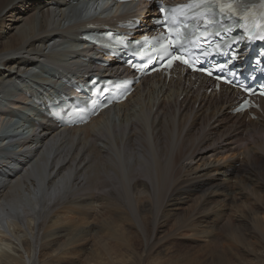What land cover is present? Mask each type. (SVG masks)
<instances>
[{
    "label": "bare ground",
    "instance_id": "6f19581e",
    "mask_svg": "<svg viewBox=\"0 0 264 264\" xmlns=\"http://www.w3.org/2000/svg\"><path fill=\"white\" fill-rule=\"evenodd\" d=\"M66 8L0 0V100L33 69L85 65L71 51L84 22H70L88 10ZM231 97L149 80L85 127L38 129L18 172L0 160V264H264V115H230ZM180 230L203 246L176 242Z\"/></svg>",
    "mask_w": 264,
    "mask_h": 264
},
{
    "label": "snow or ice",
    "instance_id": "6c2138e0",
    "mask_svg": "<svg viewBox=\"0 0 264 264\" xmlns=\"http://www.w3.org/2000/svg\"><path fill=\"white\" fill-rule=\"evenodd\" d=\"M217 7H219L221 9V13L224 14V10L228 9L229 11L232 9L233 5L232 4H220L217 0ZM189 7H193L191 5H189ZM197 9L203 8L205 9L207 12H211L212 8H213V4L211 2H209V0H205V2H202L198 5L195 6ZM161 12L165 11V9L161 8L160 9ZM206 20V23L204 24V28H205V39L207 38V35H211L212 33H208V28L211 26V24L215 23V21L211 20L210 18L205 17L204 18ZM183 27H187V24L184 23ZM173 30H170V32ZM216 36H219L220 33L217 31L214 33ZM109 38H112V33H109ZM261 39H264V35H262L260 37ZM161 39H164V37H161ZM183 36L182 34L179 32V30H175V35L172 36V38L164 45L161 46V52H158L157 55L160 56L161 54L167 58V67H171L173 61H179L181 64L189 67V68H193L194 66L192 64V62L189 59H186L184 56L182 55H171V50L175 47V48H182L183 47ZM122 43V42H121ZM204 55H207V51L206 50H202ZM238 53H233L232 55V59H238ZM151 59V57H150ZM219 71H223V66H220V68L218 69ZM207 74L209 76L212 75L211 71H208ZM219 79V77H218ZM261 95H264V92L261 93Z\"/></svg>",
    "mask_w": 264,
    "mask_h": 264
},
{
    "label": "rangeland",
    "instance_id": "374dc122",
    "mask_svg": "<svg viewBox=\"0 0 264 264\" xmlns=\"http://www.w3.org/2000/svg\"><path fill=\"white\" fill-rule=\"evenodd\" d=\"M28 131V130H27ZM259 184V183H258ZM190 197H191V202H188L187 203V206L186 205H183L181 206V209H188L189 207L193 206L194 202H196L197 198L199 197V195H201L200 192L198 191H192L190 194ZM264 194H262L261 196H263ZM239 197V196H238ZM220 201V200H219ZM243 202L245 203V199H243ZM242 202L241 200V206L243 207L244 206V203ZM240 205V204H239ZM168 208V207H167ZM168 210V209H166ZM221 210H225V208H221ZM231 210V208H230ZM179 213H181V211H179ZM225 219L226 221L228 220V217L225 216ZM99 219L95 218V215H93L92 217L90 216L88 218V221H89V224H87L85 227H91V226H97L98 225V221ZM225 222H222V225L224 224ZM232 223L235 224V220H232ZM168 229V228H167ZM166 229V230H167ZM165 230V231H166ZM215 234L217 235V237H219V235L221 236V231H218L215 232ZM176 237L175 238V241L178 242V243H181V244H184L186 245L187 248H190V247H195L196 249H198L199 247L203 246V243H200V242H203V240L201 238H195L196 240L195 241H192L193 239L192 236H191V233L190 232H187L186 230H180L178 232H176V234H174ZM180 236V237H179ZM187 239V240H186ZM195 242V243H194ZM193 245V246H192ZM70 260H76V262H79V259H77L75 256L72 257V259ZM61 261V259L58 260V262ZM36 264H42V263H36ZM80 264H82V261H80ZM157 264V263H156Z\"/></svg>",
    "mask_w": 264,
    "mask_h": 264
}]
</instances>
